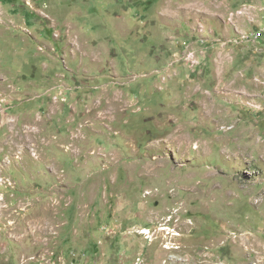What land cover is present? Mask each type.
<instances>
[{
    "label": "rangeland",
    "instance_id": "1",
    "mask_svg": "<svg viewBox=\"0 0 264 264\" xmlns=\"http://www.w3.org/2000/svg\"><path fill=\"white\" fill-rule=\"evenodd\" d=\"M0 264H264V0H0Z\"/></svg>",
    "mask_w": 264,
    "mask_h": 264
}]
</instances>
